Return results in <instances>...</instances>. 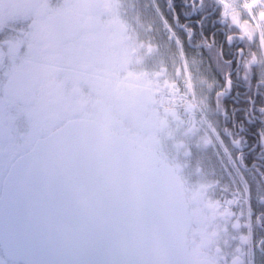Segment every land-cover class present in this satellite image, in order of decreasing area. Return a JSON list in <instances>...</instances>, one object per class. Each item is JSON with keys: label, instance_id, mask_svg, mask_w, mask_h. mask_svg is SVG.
<instances>
[{"label": "flooded vegetation", "instance_id": "1", "mask_svg": "<svg viewBox=\"0 0 264 264\" xmlns=\"http://www.w3.org/2000/svg\"><path fill=\"white\" fill-rule=\"evenodd\" d=\"M78 121L175 169L195 262L264 264V0H0V196Z\"/></svg>", "mask_w": 264, "mask_h": 264}, {"label": "water", "instance_id": "2", "mask_svg": "<svg viewBox=\"0 0 264 264\" xmlns=\"http://www.w3.org/2000/svg\"><path fill=\"white\" fill-rule=\"evenodd\" d=\"M190 225L174 168L86 121L21 157L0 196V248L23 264H199Z\"/></svg>", "mask_w": 264, "mask_h": 264}, {"label": "built area", "instance_id": "3", "mask_svg": "<svg viewBox=\"0 0 264 264\" xmlns=\"http://www.w3.org/2000/svg\"><path fill=\"white\" fill-rule=\"evenodd\" d=\"M250 255H251V253H250V250H249V256H248V258H250Z\"/></svg>", "mask_w": 264, "mask_h": 264}]
</instances>
